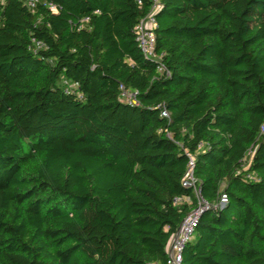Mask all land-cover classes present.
<instances>
[{"label":"trees","instance_id":"trees-1","mask_svg":"<svg viewBox=\"0 0 264 264\" xmlns=\"http://www.w3.org/2000/svg\"><path fill=\"white\" fill-rule=\"evenodd\" d=\"M40 1L0 0V264H166L186 152L179 264H264V0H159L167 74L150 0Z\"/></svg>","mask_w":264,"mask_h":264},{"label":"built area","instance_id":"built-area-1","mask_svg":"<svg viewBox=\"0 0 264 264\" xmlns=\"http://www.w3.org/2000/svg\"><path fill=\"white\" fill-rule=\"evenodd\" d=\"M28 9L33 11L37 5L41 2L40 0H20ZM138 3L141 4V1L138 0ZM159 0H150L149 11L142 16L136 23L134 27L135 31V42L142 53L143 56L153 58L156 60V69L160 73H166L167 69L164 65V61L161 60V56L155 52V28L157 26L155 13L159 8ZM49 9L55 13L57 11L54 4H49ZM36 46H41L42 44L38 41L35 42ZM119 100L130 105H139L138 92L135 89H128L123 85L119 86ZM161 116L167 117L168 113L166 110H162L160 113ZM261 131L264 133V126H261ZM187 153L188 163L186 171L182 177L181 184L184 188H187L194 195L195 207L188 213L180 223L179 229L177 232L170 238L167 247H166V264H179L182 259V251L185 244L190 241L193 237L194 228L198 217L202 210L211 207L212 205L208 203L201 195L198 179L194 175V156L190 153ZM250 154V151L248 150ZM247 153V154H248ZM245 167V166H244ZM246 177L250 180L254 179L252 173H247ZM191 197L189 196H180L174 197L173 202L175 204L179 203H191ZM227 202V196L221 194L218 198L217 206H223Z\"/></svg>","mask_w":264,"mask_h":264},{"label":"rangeland","instance_id":"rangeland-1","mask_svg":"<svg viewBox=\"0 0 264 264\" xmlns=\"http://www.w3.org/2000/svg\"><path fill=\"white\" fill-rule=\"evenodd\" d=\"M70 87H72V86H70ZM251 153H252V150H250V154H249V156H251ZM249 156H248V158H249ZM248 161V160H247ZM248 166V163L247 164H245V167H247Z\"/></svg>","mask_w":264,"mask_h":264}]
</instances>
